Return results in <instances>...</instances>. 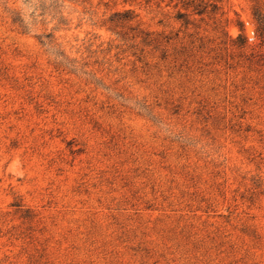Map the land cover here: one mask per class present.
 Returning a JSON list of instances; mask_svg holds the SVG:
<instances>
[{"label":"rangeland","instance_id":"rangeland-1","mask_svg":"<svg viewBox=\"0 0 264 264\" xmlns=\"http://www.w3.org/2000/svg\"><path fill=\"white\" fill-rule=\"evenodd\" d=\"M63 1L0 0V264H264V0Z\"/></svg>","mask_w":264,"mask_h":264},{"label":"trees","instance_id":"trees-1","mask_svg":"<svg viewBox=\"0 0 264 264\" xmlns=\"http://www.w3.org/2000/svg\"><path fill=\"white\" fill-rule=\"evenodd\" d=\"M26 3H32L33 0H24ZM63 0H37L35 5V12L39 11L40 16H44L46 14L52 15L53 19H58L59 23H64V18L62 15V7H63ZM258 17L259 21V31H261V35L264 36V14L263 13H255ZM14 23H18L19 26L22 28L23 32H27L28 24L22 18L20 14H17L13 18ZM53 33H47L43 35H39L38 39L39 42L46 46L47 49L52 50V43H53ZM52 52V51H51ZM57 57L62 56L64 57L63 53L57 52ZM63 61H59L58 64L63 65Z\"/></svg>","mask_w":264,"mask_h":264}]
</instances>
